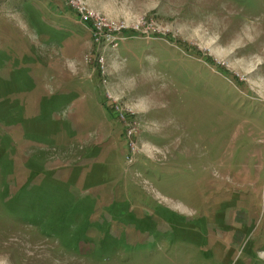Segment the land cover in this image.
<instances>
[{
    "label": "rangeland",
    "instance_id": "374dc122",
    "mask_svg": "<svg viewBox=\"0 0 264 264\" xmlns=\"http://www.w3.org/2000/svg\"><path fill=\"white\" fill-rule=\"evenodd\" d=\"M0 264H264V0H0Z\"/></svg>",
    "mask_w": 264,
    "mask_h": 264
},
{
    "label": "built area",
    "instance_id": "2783aa9c",
    "mask_svg": "<svg viewBox=\"0 0 264 264\" xmlns=\"http://www.w3.org/2000/svg\"><path fill=\"white\" fill-rule=\"evenodd\" d=\"M77 14L80 17V21L93 32L95 42L97 46L102 50H115L118 48L119 43L123 42V32L125 30L122 27H106L107 24L97 21L92 16L84 12L83 9L77 7ZM100 44V45H99ZM103 47V48H102ZM103 57L100 55V65L102 64Z\"/></svg>",
    "mask_w": 264,
    "mask_h": 264
}]
</instances>
